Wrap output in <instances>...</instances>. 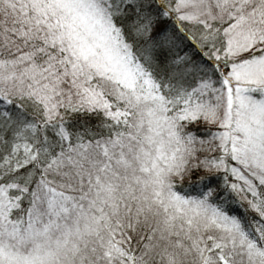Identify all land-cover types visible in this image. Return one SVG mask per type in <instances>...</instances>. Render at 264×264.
I'll return each mask as SVG.
<instances>
[{
  "label": "snow or ice",
  "instance_id": "obj_1",
  "mask_svg": "<svg viewBox=\"0 0 264 264\" xmlns=\"http://www.w3.org/2000/svg\"><path fill=\"white\" fill-rule=\"evenodd\" d=\"M0 264H264V0H0Z\"/></svg>",
  "mask_w": 264,
  "mask_h": 264
}]
</instances>
